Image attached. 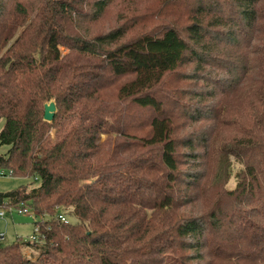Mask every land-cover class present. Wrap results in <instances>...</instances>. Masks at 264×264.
<instances>
[{
  "label": "trees",
  "instance_id": "obj_1",
  "mask_svg": "<svg viewBox=\"0 0 264 264\" xmlns=\"http://www.w3.org/2000/svg\"><path fill=\"white\" fill-rule=\"evenodd\" d=\"M114 1L0 0V168L37 182L0 208L30 207L40 238L0 246V264H264V0H165L189 6L184 22L94 32ZM190 64L212 88L184 101L164 85ZM220 81L245 98L216 147ZM213 187L204 211L177 215Z\"/></svg>",
  "mask_w": 264,
  "mask_h": 264
},
{
  "label": "rangeland",
  "instance_id": "obj_2",
  "mask_svg": "<svg viewBox=\"0 0 264 264\" xmlns=\"http://www.w3.org/2000/svg\"><path fill=\"white\" fill-rule=\"evenodd\" d=\"M193 3H195L194 0L191 1V5H193ZM188 7L189 6L184 7L183 3H179L177 8L175 9L172 4L165 3V0H115L112 5L107 8L102 18L92 26V30L94 32L106 31L116 25L127 24V26L131 28L130 32H132L129 34V36H131L135 33L144 31L145 29H149L150 27H155V25L160 24L163 20H173L176 23L184 22ZM84 27H88L89 33L91 32V27H89V25L85 24ZM61 51L63 54H65L69 51V49L62 46ZM193 67V64L181 66L180 71L184 72L183 77L185 78L183 79L179 75L180 80L176 79L173 81V84L175 85H173L172 87L168 85V83H165L164 85L170 90L177 89L179 91V89H186V94L181 96L182 100L184 101L193 99L190 94H187L190 92L189 90L198 89L199 85H205L204 82H194L192 78H189V76H187L186 73L193 72ZM217 73H220V75H222L223 70H220ZM227 84L228 83L226 81H220L219 88H217L216 90V93L218 94L217 98L215 99L216 102L210 103V101H208V103H206L207 105L212 104L217 106V108H221L220 117L218 119V122L220 123L217 128L214 129L216 130V134L213 137V143H216V147L219 146L220 143L223 144L224 140H226L224 138H221V134L224 136L237 134V127L232 123L236 120L237 117H240V115L238 114V109L240 107H243L242 100L243 98H245V95L243 93L244 88L241 89L238 84H233L232 88L228 90ZM205 86L212 88L211 84ZM4 122L5 118L0 119V131L3 128ZM216 123L217 120L215 119L205 120L201 123H193L192 121H187L185 122L180 133L183 134L189 130L192 131L195 128L200 127V125H205L206 132L211 134ZM212 124L213 127L211 128ZM106 137L107 136L103 134L101 136V140L104 141ZM8 148L9 145L0 143V154L6 153ZM207 161L208 157L205 161V164ZM230 161L233 172L232 176L226 183L225 188L227 189L235 187V184L237 182V171L243 167V164L239 162L233 154L230 155ZM186 165L189 166V164H185L184 166ZM200 168L201 166H199V169ZM208 168L211 173H213L214 169L216 168L215 163L212 162V154ZM23 185L36 186L37 182L34 177L11 175L6 169L0 168V192L11 191ZM218 190V188L213 187V189H211V191L208 193L209 196L204 199L201 198V200L196 201V203L194 205H191L190 207L181 209L180 212L177 213V215L181 217L182 215H190L191 213L197 214L204 211L207 207L210 206L211 200L214 196H216V191ZM199 198L200 197H198V199ZM5 210V208H0V211ZM5 212L7 213L6 216H0V235L3 236L2 239L0 238V246L15 242L17 240L31 241V237L35 231L34 221L37 217H35V215L32 216L29 214H19L15 209L12 211L13 215H11L8 210H6ZM58 212L63 211L59 209ZM24 250L28 255H30L31 253H36L33 252L29 247H25Z\"/></svg>",
  "mask_w": 264,
  "mask_h": 264
},
{
  "label": "built area",
  "instance_id": "obj_3",
  "mask_svg": "<svg viewBox=\"0 0 264 264\" xmlns=\"http://www.w3.org/2000/svg\"><path fill=\"white\" fill-rule=\"evenodd\" d=\"M5 209L8 210L9 212H12L15 209L16 212L19 213V214H29V215H33L34 214L33 211L30 209V207H28V206L19 207V208H17V207H8V208H5ZM5 211H0V216L5 215V213H6ZM58 216L62 220L67 221L66 217L63 214H59ZM38 240H40V238L38 237L37 233H34L32 235V237H31V241L35 242V241H38Z\"/></svg>",
  "mask_w": 264,
  "mask_h": 264
},
{
  "label": "water",
  "instance_id": "obj_4",
  "mask_svg": "<svg viewBox=\"0 0 264 264\" xmlns=\"http://www.w3.org/2000/svg\"><path fill=\"white\" fill-rule=\"evenodd\" d=\"M56 105L54 101L45 104V114L44 118L48 121H51L55 116Z\"/></svg>",
  "mask_w": 264,
  "mask_h": 264
},
{
  "label": "crops",
  "instance_id": "obj_5",
  "mask_svg": "<svg viewBox=\"0 0 264 264\" xmlns=\"http://www.w3.org/2000/svg\"><path fill=\"white\" fill-rule=\"evenodd\" d=\"M10 213H11V215H13L12 212H10ZM6 214H7V213H5V215H3V216H6ZM22 216H23V215H22ZM32 216H33V215H32ZM2 237H3V236L0 235V238H1V239H2ZM31 254H33V253H31Z\"/></svg>",
  "mask_w": 264,
  "mask_h": 264
}]
</instances>
